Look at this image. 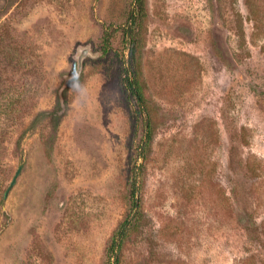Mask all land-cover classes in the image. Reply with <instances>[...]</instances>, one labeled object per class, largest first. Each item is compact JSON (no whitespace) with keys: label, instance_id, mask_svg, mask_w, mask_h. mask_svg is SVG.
<instances>
[{"label":"rangeland","instance_id":"374dc122","mask_svg":"<svg viewBox=\"0 0 264 264\" xmlns=\"http://www.w3.org/2000/svg\"><path fill=\"white\" fill-rule=\"evenodd\" d=\"M254 222L264 0H0V264L264 260Z\"/></svg>","mask_w":264,"mask_h":264},{"label":"trees","instance_id":"16d2710c","mask_svg":"<svg viewBox=\"0 0 264 264\" xmlns=\"http://www.w3.org/2000/svg\"><path fill=\"white\" fill-rule=\"evenodd\" d=\"M103 37H104L103 38V45L106 46V44L109 42V39H110L107 30H105ZM126 84H127L128 89L130 90L131 94L137 100L139 106L141 108H145L147 105L146 104V98L144 96V93L142 92V88L140 87L139 83L136 80L127 79ZM52 118H53L54 124H57L56 122H57L58 115L56 113H52ZM137 180H138V177H137V174L135 171V173L133 174V182H132L131 189H130V196L132 199L131 213L128 214V216L125 218V220L120 224V226L115 231V233L111 239V242L108 246V249H107V252L109 254L120 251L124 240L126 239L128 234L130 233V231L133 229L135 224H137V222L139 221V219L141 217L140 205L136 199ZM255 226L260 227V229L262 230V234L264 235V230L261 228L260 224L255 223V222H254V224H252V227L246 226L245 230L248 232H254V231H256ZM114 256L116 257V254H114ZM255 259L256 258L254 256H245L242 259L235 260L233 264H264V260H257L256 261ZM118 262H119V260L116 257V260L114 261L113 264H118Z\"/></svg>","mask_w":264,"mask_h":264},{"label":"water","instance_id":"95a60500","mask_svg":"<svg viewBox=\"0 0 264 264\" xmlns=\"http://www.w3.org/2000/svg\"><path fill=\"white\" fill-rule=\"evenodd\" d=\"M21 169H22V165H19V167L17 168V170H16V172H15V174H14V176H13V178H12V180H11V182H10V184H9L5 194H4L5 197L7 196L8 192L10 191L12 186L15 184V181H16L18 175L20 174Z\"/></svg>","mask_w":264,"mask_h":264}]
</instances>
